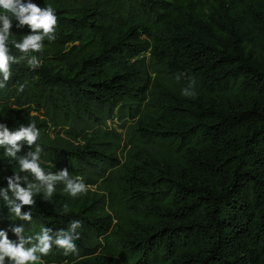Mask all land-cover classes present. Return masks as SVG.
<instances>
[{"label":"trees","instance_id":"1","mask_svg":"<svg viewBox=\"0 0 264 264\" xmlns=\"http://www.w3.org/2000/svg\"><path fill=\"white\" fill-rule=\"evenodd\" d=\"M23 2L51 6L58 25L30 53L33 69L13 43L31 30L12 17L18 62L0 88V124L35 123L40 136L16 159L0 148V189L15 175L38 183L18 163L36 146L45 174L66 170L88 188L35 194L22 208L30 220L0 192V231L19 243L38 226L55 239L80 221L76 254L53 244L43 256L56 264H264V0Z\"/></svg>","mask_w":264,"mask_h":264},{"label":"clouds","instance_id":"2","mask_svg":"<svg viewBox=\"0 0 264 264\" xmlns=\"http://www.w3.org/2000/svg\"><path fill=\"white\" fill-rule=\"evenodd\" d=\"M10 14V15H9ZM12 17L18 22V28L27 26L31 30V35L24 37L22 42L14 43L24 55L21 59H26L27 64L33 69L41 65V61L35 55L30 53H39L42 51L43 41H54L56 39V28L58 20L54 9L51 6L41 8L38 5L23 0H0V76L3 82H0V88L6 86V83L12 76L11 66L17 63V58L9 54L7 42L13 27ZM184 74L177 75V80ZM195 80L189 81L188 85L182 90V95L192 97L196 95ZM20 91H23L21 86ZM40 131L35 123H29L27 126H20L16 131H10L9 128L0 124V148L5 150V155L16 159L17 154L21 152L23 144L30 148L37 145ZM41 148L35 147V151H29L27 156L20 157L18 160L19 168L22 173H30L38 183H29L27 187H22L19 183V175H15V180L8 178L7 189H0L5 193V200L9 201L15 217L21 220H30L31 213H22L25 206L32 207L35 204L34 195L43 191L44 198L50 199L55 192V185L62 183L64 191L71 197L76 198L87 192L88 186L79 177H71L65 170L59 174H45L40 166ZM11 193V199H9ZM18 202V203H17ZM80 221L76 220L70 224L67 231H60L56 238L50 235L51 229L41 227L40 232L35 237H28L27 240L21 239L19 243H13L6 233L0 231V264H43L41 257L46 256L52 250L53 244L63 249L64 255L77 253L75 241L80 239L79 232ZM24 229L17 227L15 234L19 235ZM31 245L26 247L25 245Z\"/></svg>","mask_w":264,"mask_h":264},{"label":"rangeland","instance_id":"3","mask_svg":"<svg viewBox=\"0 0 264 264\" xmlns=\"http://www.w3.org/2000/svg\"><path fill=\"white\" fill-rule=\"evenodd\" d=\"M106 124H107V126H110V124L111 125H115V126H117V127H114V129H116L118 132H120L121 131V129L119 128V126H118V124H116V121L115 120H113L112 122H110V121H106ZM125 148L126 149H128V146H127V143L125 144ZM123 163V161L121 162V164ZM45 167V168H44ZM43 168H44V171H47V172H50L52 169H49V167H46V165H44L43 164ZM116 169L115 168H113V169H110L107 173H111V174H115L116 172ZM106 173V174H107ZM91 190H95V189H98V190H96V191H98V192H104L105 194H108V192L109 191H112L113 190V186L111 185V186H106V185H104V187L103 186H100V184H98V185H91L90 187H89ZM104 188V189H103ZM110 213H111V215H113V211H110ZM36 232L37 233H39L40 232V227H38V226H36ZM28 237H34L33 235H30V234H24V239L25 240H27L28 239ZM27 247H30V246H27ZM41 260H42V262H43V264H56V263H53V262H51V261H48V260H46V259H44L43 258V256L41 257ZM5 264H9V262L7 261V259H6V261H5ZM64 264V263H63Z\"/></svg>","mask_w":264,"mask_h":264}]
</instances>
